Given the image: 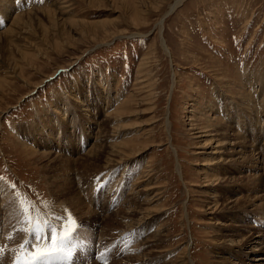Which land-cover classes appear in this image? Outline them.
I'll use <instances>...</instances> for the list:
<instances>
[{"label":"rangeland","instance_id":"374dc122","mask_svg":"<svg viewBox=\"0 0 264 264\" xmlns=\"http://www.w3.org/2000/svg\"><path fill=\"white\" fill-rule=\"evenodd\" d=\"M8 1L0 264H264V0Z\"/></svg>","mask_w":264,"mask_h":264},{"label":"bare ground","instance_id":"6f19581e","mask_svg":"<svg viewBox=\"0 0 264 264\" xmlns=\"http://www.w3.org/2000/svg\"><path fill=\"white\" fill-rule=\"evenodd\" d=\"M182 0H176L169 8L172 10L173 8H175L176 6H178V4L181 2ZM54 3V2H53ZM9 1L8 0H0V14L2 15V17L3 18H6L7 17V15H9V14H11V10L9 9ZM49 7V6H48ZM52 7V6H51ZM46 9V8H45ZM49 9V8H48ZM48 9H46V10H48ZM51 9V8H50ZM61 9V8H60ZM59 9V10H60ZM64 8H62V10H63ZM52 10V9H51ZM58 10V11H59ZM61 10V11H62ZM57 11V10H56ZM43 12H45L44 10H43ZM54 13V11L52 10V11H47V15H48V19L52 16V14ZM21 15V14H20ZM45 15V14H44ZM16 18V17H15ZM53 19V18H52ZM14 20V19H13ZM16 20L18 21H22L21 19H19V18H16ZM51 20V19H50ZM49 21V20H48ZM14 22H16V21H14ZM50 22V21H49ZM22 23V22H21ZM55 23V22H54ZM17 24V23H16ZM14 26V25H13ZM24 28V27H23ZM21 29V28H20ZM10 30V29H9ZM8 30V31H9ZM23 30V29H22ZM15 31V30H14ZM12 32H13V30H12ZM11 32V33H12ZM20 32H21V30H20ZM15 33H17L16 31H15ZM28 33V32H27ZM13 36H14V34H13ZM15 36H16V34H15ZM13 39V38H12ZM20 39V38H19ZM10 40V39H9ZM16 38H15V41L14 40H10V41H7L6 39H4V41L2 42V44H1V47L2 48H5L6 46H10L11 47V45H14L15 44V42H16ZM17 43V42H16ZM16 46V45H15ZM14 46V47H15ZM27 48V47H26ZM11 49V48H10ZM12 50H13V48H12ZM11 50V51H12ZM16 50V49H15ZM8 51V50H7ZM18 51V50H17ZM26 51V50H25ZM30 51V50H29ZM14 52V51H13ZM12 52V53H13ZM8 53V52H7ZM10 53V52H9ZM22 53V52H21ZM25 54V53H24ZM27 56H28V54L27 55H23V58L21 57V59H23L24 61L23 62H25V60H26V58H27ZM12 57V56H11ZM19 58V57H18ZM20 59V58H19ZM29 60V59H28ZM28 62H30V64L29 63H27L26 65H22V66H26L27 68L26 69H28V67L30 66V67H32L33 68V64H31V61H28ZM144 63H145V61H144ZM22 64V63H21ZM25 64V63H24ZM22 66H15L14 68H18L17 70H18V72H17V74H19V75H22L23 74V71H24V69H23V67ZM145 68V67H144ZM27 71H29V70H27ZM26 72L24 71V74H25ZM140 73V72H139ZM12 74H13V76H16V71H13L12 72ZM12 76V77H13ZM142 76V75H141ZM143 79V78H142ZM137 80V79H136ZM144 80H146V79H144ZM147 81V80H146ZM3 82V81H2ZM140 82V81H139ZM0 83H1V81H0ZM141 83H143V82H141ZM8 84H10L9 82H8ZM2 85V84H1ZM11 85V84H10ZM10 85H8V87H10ZM11 87H13V85L11 86ZM15 87V86H14ZM13 87V88H14ZM29 87V86H28ZM134 87V86H133ZM144 87V86H143ZM6 89V88H5ZM8 90V89H7ZM9 91V90H8ZM150 92V91H149ZM147 94V93H146ZM75 97V96H74ZM134 97V96H133ZM63 98H65V97H63ZM112 99V98H111ZM1 100V99H0ZM66 100H67V98H66ZM58 102L60 103V105L62 106V108L61 107H58L57 109H59V112L58 111H56L58 114V117H60L61 115H62V113L64 112V113H66L67 112V110L69 109V105H66L65 104V99H59L58 100ZM107 106V105H106ZM105 106V107H106ZM262 111V110H261ZM256 116V115H255ZM41 117L40 116H37V118H36V127H38V125L40 124L41 125ZM237 119V118H236ZM242 121V120H241ZM54 123H57L56 121H54ZM86 124V123H85ZM13 125V124H12ZM242 126V125H241ZM18 127L19 126H17V127H13L14 129H12V130H14V132L15 133H18ZM57 128L58 129H60V126L57 124ZM37 129V128H36ZM39 129H40V126H39ZM80 130L83 132L84 131V129H83V126L82 125H80ZM11 131V130H10ZM38 133L39 132H46V130H45V128H43V127H41V129H40V131L38 130L37 131ZM257 133V132H256ZM37 134V133H36ZM48 134V133H47ZM257 135V134H256ZM18 139V138H17ZM31 144V143H30ZM216 144V143H215ZM78 148V147H77ZM111 148V147H110ZM115 151V150H114ZM132 152V151H131ZM134 152V151H133ZM138 152V151H137ZM93 155V154H92ZM101 156L100 155H97L96 157H95V161L97 160V161H99L101 158H100ZM88 158H89V156H88ZM130 159V158H129ZM124 160V159H123ZM257 160V159H256ZM93 161V160H92ZM258 164V163H257ZM94 167V166H93ZM214 168V167H213ZM239 168V167H238ZM234 170V169H233ZM204 171V170H203ZM211 171V170H210ZM215 171V170H214ZM72 172V171H71ZM217 174V173H216ZM213 176V175H212ZM218 176V175H217ZM254 177V176H253ZM137 179V178H136ZM261 179V178H260ZM262 183V182H261ZM1 184V183H0ZM65 184H66V182H65ZM115 185V184H114ZM254 185V184H253ZM66 186V185H65ZM1 187V186H0ZM61 187H63L62 185H61ZM68 187V186H67ZM59 188V187H58ZM57 188V189H58ZM5 189V188H4ZM70 189V188H69ZM58 190H60V189H58ZM80 191V190H79ZM5 192V191H4ZM7 192H8V190H7ZM66 192V191H65ZM10 193V192H9ZM67 193V192H66ZM70 193H71V191H70ZM73 194V193H72ZM7 195V194H6ZM62 195V194H61ZM73 196H74V194H73ZM72 196V197H73ZM63 197H65V195L63 196ZM71 197V196H70ZM12 197L10 196L9 197V199H11ZM69 198V197H68ZM76 198V197H75ZM9 199H8V201H9ZM13 199V198H12ZM78 199V198H77ZM1 200V199H0ZM73 200V199H72ZM79 200V199H78ZM11 202L10 203H12V200H10ZM63 201V200H62ZM76 201V199L74 200V202ZM223 201V200H222ZM5 202V201H4ZM7 202V201H6ZM10 203H8V204H10ZM64 203V202H63ZM66 203H67V201H66ZM78 203V202H77ZM220 203V202H219ZM251 203V202H250ZM17 204V203H16ZM15 204V205H16ZM216 204V203H215ZM214 204V205H215ZM13 205V204H12ZM68 205V204H67ZM72 205V204H71ZM218 205V204H217ZM254 205V204H253ZM17 206V205H16ZM257 206V205H256ZM17 207H19V206H17ZM77 207V206H76ZM75 207V208H76ZM80 207V206H79ZM78 207V208H79ZM82 207V206H81ZM258 207V206H257ZM233 208V207H232ZM16 209V208H15ZM59 209V208H58ZM18 210V209H17ZM71 210H73V208L71 209ZM74 210H76V209H74ZM78 210H81L80 208L78 209ZM84 210V209H83ZM82 210V211H83ZM39 211V210H38ZM64 211V210H63ZM88 211V210H87ZM37 213V212H36ZM215 213V212H214ZM39 214V213H38ZM83 214V213H82ZM216 214H218V213H216ZM18 215V214H17ZM85 215V214H84ZM84 215H82V216H84ZM128 214H126V216H127ZM149 215V214H148ZM260 218V217H259ZM24 219V218H23ZM143 219H145V218H143ZM11 220V219H10ZM140 221V220H139ZM10 225V224H9ZM27 225V224H26ZM124 226V225H123ZM242 226V225H241ZM130 227H134L133 226V224H129L128 226H126L124 229H125V231H126V229H128V228H130ZM122 231V230H121ZM130 231V230H129ZM127 232V231H126ZM237 232V231H236ZM237 236V235H236ZM248 239V238H247ZM247 239L246 240H244V239H241L240 241H239V245L238 246H241V245H243L244 244V242H247ZM238 243V242H237ZM258 244V243H257ZM260 244V243H259ZM223 248V247H222ZM220 249V248H219ZM227 249V248H226ZM242 249V248H241ZM227 250H229V249H227ZM257 250V249H256ZM142 254V253H141ZM258 261H261V260H259V259H257Z\"/></svg>","mask_w":264,"mask_h":264}]
</instances>
